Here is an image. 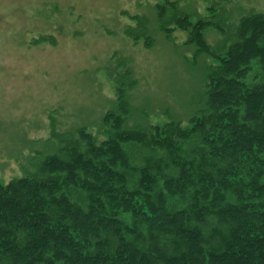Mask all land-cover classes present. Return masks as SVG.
I'll return each instance as SVG.
<instances>
[{
  "label": "trees",
  "instance_id": "1",
  "mask_svg": "<svg viewBox=\"0 0 264 264\" xmlns=\"http://www.w3.org/2000/svg\"><path fill=\"white\" fill-rule=\"evenodd\" d=\"M178 2L153 7L155 28L169 43L185 33L194 62L205 58L199 107L185 123L149 122L130 103V62L114 55L97 132H58L51 112L52 153L0 181V264H264V13L241 17L216 50L204 36L223 32L215 15L193 20ZM129 19L126 36L151 48L146 20Z\"/></svg>",
  "mask_w": 264,
  "mask_h": 264
},
{
  "label": "rangeland",
  "instance_id": "2",
  "mask_svg": "<svg viewBox=\"0 0 264 264\" xmlns=\"http://www.w3.org/2000/svg\"><path fill=\"white\" fill-rule=\"evenodd\" d=\"M162 0H0V181L21 177L33 155L52 153L49 114L58 132L86 127L96 133L115 100L108 77L115 60L130 62L136 88L133 107L149 111L148 121L171 117L185 123L204 97V61L193 60L183 46L185 33L168 42L155 28L153 7ZM180 2V3H179ZM191 19H208L223 32L207 29L205 40L216 50L232 42L238 20L251 11L264 13V0H179ZM215 12L209 14L208 8ZM123 14V15H122ZM146 20L153 45H134L125 34L129 19ZM144 15V16H141ZM56 45L33 46L39 36ZM114 55L117 56L114 59ZM209 61V60H207ZM108 70V72H107ZM113 73V72H112ZM139 114L130 117L138 121ZM133 126V125H129ZM52 147V149H50Z\"/></svg>",
  "mask_w": 264,
  "mask_h": 264
}]
</instances>
